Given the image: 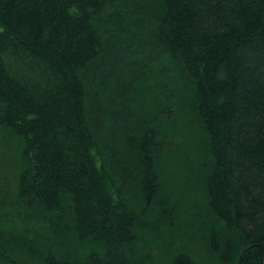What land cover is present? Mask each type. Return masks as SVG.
I'll list each match as a JSON object with an SVG mask.
<instances>
[{"label": "trees", "instance_id": "1", "mask_svg": "<svg viewBox=\"0 0 264 264\" xmlns=\"http://www.w3.org/2000/svg\"><path fill=\"white\" fill-rule=\"evenodd\" d=\"M241 256L264 264V0H0V264Z\"/></svg>", "mask_w": 264, "mask_h": 264}, {"label": "water", "instance_id": "2", "mask_svg": "<svg viewBox=\"0 0 264 264\" xmlns=\"http://www.w3.org/2000/svg\"><path fill=\"white\" fill-rule=\"evenodd\" d=\"M244 254V252L242 253V255ZM241 259H242V256L239 258V261H238V263L237 264H240V262H241Z\"/></svg>", "mask_w": 264, "mask_h": 264}]
</instances>
